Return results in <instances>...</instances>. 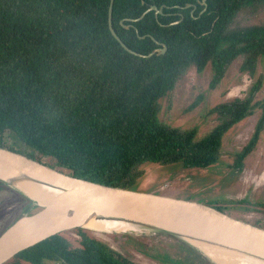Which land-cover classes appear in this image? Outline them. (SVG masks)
<instances>
[{
	"label": "trees",
	"instance_id": "obj_1",
	"mask_svg": "<svg viewBox=\"0 0 264 264\" xmlns=\"http://www.w3.org/2000/svg\"><path fill=\"white\" fill-rule=\"evenodd\" d=\"M110 3L0 0V147L80 179L130 189L146 163L214 165L225 135L259 111L251 140L235 156L242 163L264 132V97L257 98L263 87L257 67L264 57V21L242 25L240 17L264 14V0H206L204 12L202 0H114L113 29L129 49L149 55L167 46L166 53L149 58L129 53L112 35ZM153 5L162 8L158 18L150 11L131 22ZM187 5L196 7L193 14ZM237 60L254 82L244 98L208 112L216 122L209 132L159 119L161 99L190 69L202 72L211 65L215 88ZM11 200L20 206L16 220L35 207L0 182V204ZM98 233L64 232L5 264H137Z\"/></svg>",
	"mask_w": 264,
	"mask_h": 264
},
{
	"label": "rangeland",
	"instance_id": "obj_2",
	"mask_svg": "<svg viewBox=\"0 0 264 264\" xmlns=\"http://www.w3.org/2000/svg\"><path fill=\"white\" fill-rule=\"evenodd\" d=\"M262 21L264 14L252 19L240 17L242 25L259 24ZM240 67V60L232 63L215 88L210 87L213 78L211 65L202 72L190 69L177 82L174 90L161 99L159 119L168 126L185 130L197 127L201 134H206L216 123L213 116H208V112L221 103L244 98L250 90L254 81L248 73L241 72ZM260 76L263 87L257 95L258 99L264 97V57L258 62L257 77ZM199 98L198 106L188 110ZM258 115L259 111H256L225 135L223 154L214 165L187 168L180 162L165 166L146 163L142 167L143 175L130 190L202 203L264 228V132L254 151L242 163H236L235 157L251 140ZM8 140L10 144L17 145L15 141ZM11 201L0 204V236L15 222L19 214V203ZM40 209V206L35 205L31 213ZM26 214L30 213H24ZM97 235L137 264H190L193 260H196L194 264H214L185 241L180 242L171 235L166 236L167 234L150 232ZM106 235H122L126 239L114 242Z\"/></svg>",
	"mask_w": 264,
	"mask_h": 264
},
{
	"label": "water",
	"instance_id": "obj_3",
	"mask_svg": "<svg viewBox=\"0 0 264 264\" xmlns=\"http://www.w3.org/2000/svg\"><path fill=\"white\" fill-rule=\"evenodd\" d=\"M202 4L205 6L204 12L207 8L206 0H202ZM113 5L114 0H111L109 29L125 50L143 58L166 53L165 44H160L161 48L149 55L129 49L113 29ZM191 7L193 14L196 7L186 6ZM150 11H154L157 18L163 12L162 8L153 5L131 22L142 20ZM23 179L56 194L47 204L40 205L37 201L41 198V192L34 191V199L15 186L17 181ZM0 182L41 207L35 213L23 215L0 236V264L7 263L19 253L55 235L76 229L96 232L90 226L93 222L133 224L146 229L139 234H167L189 245L191 244L188 241L193 240L264 261V228L231 217L216 207L101 185L68 175L48 164L3 147H0ZM99 232L120 234L115 231Z\"/></svg>",
	"mask_w": 264,
	"mask_h": 264
},
{
	"label": "bare ground",
	"instance_id": "obj_4",
	"mask_svg": "<svg viewBox=\"0 0 264 264\" xmlns=\"http://www.w3.org/2000/svg\"><path fill=\"white\" fill-rule=\"evenodd\" d=\"M15 186L31 197H33L32 193L34 191L41 192V198L37 201L40 205L47 204L48 201L54 197V194H56L48 192L46 189H44V187L35 185L24 179L21 181H17ZM34 195H38V193H34ZM90 226L95 228L96 232L115 231L119 233H141L143 231H146V229L142 227L123 222H93ZM188 242L192 245V247H194L204 256H207V258L213 261L215 264H264V261L260 259L233 250H228L226 248H221L219 246H213L193 240H190Z\"/></svg>",
	"mask_w": 264,
	"mask_h": 264
}]
</instances>
